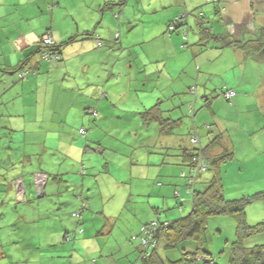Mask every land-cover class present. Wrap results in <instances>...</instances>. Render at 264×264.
Wrapping results in <instances>:
<instances>
[{"label":"crops","instance_id":"1","mask_svg":"<svg viewBox=\"0 0 264 264\" xmlns=\"http://www.w3.org/2000/svg\"><path fill=\"white\" fill-rule=\"evenodd\" d=\"M241 3H245L246 7L250 6L249 10L253 13L251 12L252 17L248 24L236 29L237 27L233 28V26L237 19L231 17L228 11L237 10ZM183 12L189 14L188 24L185 26L187 43L184 40L186 36L182 32L175 31L171 34L167 32L169 23ZM262 27H264V0L216 2L211 0H0L2 72L11 73L19 68L24 60H28L25 64L36 68V73L28 74L26 79L21 80L22 85H17L20 94L30 91L33 96L36 95L35 99L38 101L42 92L44 103L48 105L52 102L51 112L62 114L73 112L79 118V123L74 125L77 128H70L75 136L79 135V130L86 124L90 125V128H96L94 134L90 132L91 129L88 131L84 150L81 149L83 144H80L77 146L79 152L75 154L71 148L74 143L64 144L58 131L42 126L45 131L53 135L59 134L61 140L58 139L57 144L64 152L58 155V158H62L64 163L69 159L71 161L67 166H59L57 158L46 157L45 160H41L39 164L41 170L44 167L53 171L47 172L50 177L45 192L40 195L36 192V194L39 198L46 194H56L58 198H53L55 203L73 204L76 208L83 205L84 199L77 198V195L83 196L88 201L86 207L93 210L90 198L94 195L84 193L88 183L85 178L89 177L92 181V177H96L97 180L111 186L110 189L104 188L100 192L103 207L98 213L102 215L104 229L98 230V226L92 223L85 235H79L84 231L83 228H79L85 221L84 216H87L83 214L84 211L83 218L74 220L75 227L70 228L61 218V212H58L61 207L47 210L49 207H42L40 203L33 202L27 189L23 195L16 190L15 197L18 201L23 204L28 203L29 207L26 209L37 211L42 216L40 219H48L53 228L51 233L41 240L30 238L23 241L24 243L21 239L15 240L18 251L23 253V250L29 247L33 254L38 253L40 260L44 257L49 260L62 257L77 260L81 257L88 260L89 256L94 262L88 261L89 264H105L100 259L107 256L103 253L102 244L109 242L113 245L109 248L114 256L107 264H143L140 262V242L131 239V236L138 232L145 222L161 217V206L140 199L144 195L153 196L154 192L161 196V185L157 186V191H154V188L143 191V187L134 185L135 178L144 180L148 176L152 181L157 180V183H160L161 177H164L167 178L165 179L167 182L181 183V180L175 181L171 177L176 179V174L180 173V177L186 178L189 174V155L197 145L192 142L191 133L196 127L195 124L205 120L203 116L209 113L215 115L216 123L214 127L208 123L201 127L204 130V137L201 135V128H198L202 147H207L217 135H220L223 147L232 152L236 151L234 138L231 135L236 124L239 125L240 135L248 132V141L246 143L242 141L241 145L249 154L257 153L258 150L255 152V148L258 149V145L264 147V141H261L264 133V98L257 75L260 66L257 63L255 65L256 60L252 58L261 52H257L260 51L259 48L253 47L252 57L246 56L244 46L224 45L221 37L226 35L228 40L243 43L259 33ZM203 30H209L216 36L206 35ZM45 34H51L57 44H62L61 61L49 63L41 60L40 51L44 48L42 38ZM98 37L103 42L100 46L97 43ZM185 43L188 44L186 47H184ZM230 48L234 49V52L230 51ZM246 63H249V66H243V81L239 82L231 70H236L238 66ZM248 68L249 77L245 78ZM217 75H220L218 81L214 80ZM177 80L179 83L175 84ZM166 81L167 89L163 90ZM193 86L196 87L194 93L191 90ZM226 89H234L235 103L250 117V121L244 120L245 129L241 123L229 119V116L219 114L213 106L215 100L221 102H224L223 99L226 100L223 95ZM191 94L195 95L194 101ZM177 95L180 96V104L189 102L190 105L195 102V112L193 114L190 112L193 124L191 122L189 124L183 116H179L186 115L183 110H181L182 114L178 110L172 111V108L178 105L169 108L166 104ZM29 98L28 93L27 99ZM198 98L204 100L205 111L196 109ZM154 100H158L154 105L160 106L163 111L162 116L170 120L166 126L161 125L157 136L148 135L143 141L147 148V156L143 158L139 155L142 162L136 158L134 163H131L130 169H125L128 176L123 177L124 172L120 175L123 178L121 180L111 172V162L104 155V148L109 150V147L116 145L111 143L104 145L102 139L98 138L97 128L105 126L107 115H114L117 110L124 111L123 108L143 110ZM90 108H95L99 112L94 119L96 123L93 124L90 118L85 117ZM146 109L148 108L144 110ZM49 112L45 107L42 119L45 124L48 122ZM227 124L230 126L227 127ZM247 126L252 128L249 129ZM49 132L46 133L42 143L44 148L47 146ZM35 133L39 135L40 128ZM250 138L251 142H249ZM69 141L71 142L70 139ZM62 145L66 146V149ZM217 153H220L219 147L211 152V154ZM35 154L37 153L34 152ZM76 160L78 162L81 160L84 165L85 162L87 164L81 185L60 191V184L73 182L66 180L65 174L75 172L78 168ZM29 161H32V154L29 155ZM99 163H104L108 174L105 171H99L96 175L91 174L93 168L100 167ZM88 166L90 170H87ZM206 171L202 173L208 175V170ZM21 176L23 177L19 175L17 178ZM126 181L130 182L129 185H126ZM50 184L51 186L47 187ZM181 191L182 188L177 189L176 196L180 197ZM63 192L72 198L59 199ZM32 204H35V207ZM125 207H129L134 212L135 218L124 220L127 228L122 239L125 243L123 246L117 239L111 240L109 233L121 219L118 210ZM95 210L100 208L95 207ZM21 212L20 216H26ZM72 217L76 218L73 214ZM78 229H82L81 232H76ZM72 232L76 233L75 236L68 238L67 235ZM105 235L107 237H104ZM115 253L118 257H115Z\"/></svg>","mask_w":264,"mask_h":264},{"label":"rangeland","instance_id":"2","mask_svg":"<svg viewBox=\"0 0 264 264\" xmlns=\"http://www.w3.org/2000/svg\"><path fill=\"white\" fill-rule=\"evenodd\" d=\"M239 6L240 7L237 10L230 9L228 11V14L231 17L237 19L235 26H233V28L237 27L236 29H240L243 25L248 24L253 13V11L249 10L250 6L246 7L245 3H241ZM258 35L259 33H256L253 37L244 41L246 42L244 46L246 56H251L254 53L253 47L259 44L257 42ZM229 50L234 52V49L232 48ZM259 50L260 51L257 52L261 53L257 54L256 52L257 55L251 57L256 60H253L254 64L256 65L257 63L258 66H260L257 72L259 79L258 84L264 98V46ZM56 62L58 61L54 60V63ZM243 66L247 67L249 66V63L243 64L240 67L238 66V69L236 70H231V72L233 71L235 73L236 79L239 82L243 81ZM249 70L250 69L248 68L247 73L245 72V78L249 77ZM19 74L20 72L18 71L14 73L2 72L0 77V264H89L88 261L94 263L93 258L89 256L87 258L88 260L81 257L79 260L71 257L56 258V260H49V258L44 257L43 260H40L38 259L39 256H37L38 253L34 252L33 254V251L29 247L25 248L23 253L16 248L17 244L14 242L15 240L21 239L22 243H24L23 241L30 240V238L41 240L47 237L48 233H51L53 228L48 219H40L42 216L38 214L37 211H30V209L27 210L26 208L29 207L28 203L23 204L18 201L15 197L16 185L13 180H15L17 176L23 175L26 189L31 195L33 202L40 203L42 207H49L47 210H51L53 207L54 209L61 207L58 210V212H61V218L67 222L70 228L75 227L73 221H77V218L72 217V214L74 212H82V206L76 208L73 204L55 203L53 198H58L56 194H46L39 198L36 194L35 185L33 184V173L41 170L39 167L40 161L45 160L46 157L57 158L59 166H67L68 162L71 161V159H69L64 163L62 158H58V155L64 152L61 149V146H58L59 144H57V140L60 139L59 134L61 135V139L64 140V144L69 143L72 145V143H74L71 148L75 154L79 152L77 146L83 144L81 149L84 150V143L86 142V137H83L80 134L75 136L73 135L74 132L72 129L70 130L71 127L77 128V126L74 125L79 123V118L76 117L73 112H70L69 114L51 112V110H53L52 102L51 104L46 105L43 101L44 98L42 92H40L41 95L38 97V101L35 99L36 95L33 96L30 91L20 94V91L17 89V85H22V81L19 79ZM219 76L220 75L215 76L214 80H220V78H218ZM178 83L179 80L175 81V84ZM167 84V81L163 84V87L165 85L163 90L167 89ZM28 93L30 95L29 99H27ZM194 96V94H191L192 101H194ZM234 96L232 97L233 101L232 99H223L224 102L215 100L213 106L219 114L225 117L229 116V119L241 123L244 127V120L250 121V117L246 111L244 112L243 108L241 110V108L235 103ZM174 98L175 99L166 102L168 107L171 108L174 107L175 104L178 105L177 107L172 108V111L178 110L182 114L181 110H183L187 116L185 114L179 116H183L189 124L190 122L193 124L192 115L189 111V102L188 104L186 102L180 104V96L177 95ZM52 101H54V99H52ZM157 101L158 100H154L145 108H150L152 105L156 104ZM197 101L196 109L205 111L206 106L204 105V100L198 98ZM45 107L47 112L50 111L48 122L46 124L42 121ZM145 108H143V110H129L128 108H123L124 111L117 110L114 115H107L105 126L97 128L98 138L102 139L104 145H108L109 143L116 145L115 147H109V150L104 148V155L111 162V172L118 177H120L123 172V177L128 176V172H125V169L129 170L130 165H132L131 163H134L133 161L136 158L140 160L139 162H142L140 156L143 158L147 156V148L144 146L143 141L148 138V135L157 136L159 134L161 125L158 122H153L148 126L144 124L145 120L140 112L145 111ZM58 111L64 112L65 110ZM85 112L87 111L85 110ZM86 114L85 117L87 116L90 118L92 124L96 123L94 120L95 116L88 113ZM52 116L54 118H52ZM201 117L202 116H200V119ZM203 117L205 120L195 124L198 128H201L205 123H208L213 127L215 126V115L209 113ZM43 125L44 127L53 128L55 131H58L59 134L57 133L53 135L49 131H45L44 127H42ZM226 126L228 127L230 125L227 124ZM238 126L239 125L236 124L231 132V135L234 138L236 151H234L233 158L225 161L221 166L224 196L232 202H238V206L243 205L245 208V214L243 216L246 224L249 226H256L260 223L263 224L264 222V197H254L253 199H251V197H253L255 193H258V191L262 190L264 192V147L258 145V149L255 148V152L256 150H258V152L255 154H249V152L241 145L242 141L245 143L248 141V132L247 134L243 133L240 135L241 132L238 130ZM86 127L90 128V125L86 124ZM39 128L41 133L38 135L35 132ZM247 128L251 129L252 126H247ZM90 129L91 131H89L92 132V134L96 132L95 127ZM47 132H49L47 146L44 148L42 147V143ZM200 132L202 137H204L203 128L200 129ZM262 138L261 141H264V133ZM251 141L252 139L250 138L249 142ZM63 147L66 149V146ZM34 152L37 154L34 155ZM30 154H32L31 162L29 161ZM79 157H81V155ZM48 159L50 160V158ZM162 160L163 159H161V161ZM76 161L78 163V168L75 172L65 174L66 180L73 182H63V184H60V191H64L67 187L74 188L77 185H81L82 176L86 172L87 164L86 162L85 165L82 164L81 160H79V162L78 160ZM47 165L48 164H46V166ZM99 166L98 169H92V175H96L99 171H105V173L107 172L108 174V169L105 167L104 163H99ZM135 168L137 167L135 166ZM42 170L48 173H52L51 171H53L44 167H42ZM87 170H90L89 166ZM202 174L198 178V189L204 187L205 183L212 176L213 171L209 169L208 175L204 174L202 176ZM175 177L176 179L174 177L171 178L175 181L179 179L181 180V183H178L177 181L176 183L167 182V180H165L167 178L164 177H161L160 183H157V180L156 182L152 181L148 176L144 180L135 178L134 185L143 187V191L153 188L154 191H157V186L161 185V196L154 192L153 196L144 195L140 197V199L144 201H150L161 206V221L174 220L180 216L186 215L192 209V194L188 192L185 186L187 178L180 177V173H177ZM85 179L88 183L85 186L84 193H89L90 196L94 195L93 198H90V201L92 200L93 203V210L88 207L84 209L83 214H87V216H84L85 221L79 227L84 229L79 235H85L90 229L92 223L98 226V230L104 229L102 215L101 213H98L103 207V200L100 192L104 188H111L109 184L97 180L96 177H92V181H90L89 177H86ZM120 179L122 180L123 178L120 177ZM126 183V185H129L130 182L126 181ZM50 186L51 184L47 187ZM180 188H182L181 196L178 197L176 196V190ZM60 195L61 198L59 199L72 198L65 192ZM78 197L79 195H77V198ZM248 199L250 200L247 201ZM32 206L35 207V204H32ZM95 207L100 208V210H95ZM20 211L26 216H20ZM45 211L46 210H44V213ZM118 213L120 214L121 219L116 222L113 231L109 233V237L111 240L117 239L120 245L125 246V243L122 242L127 228L124 220L128 218L134 219V212L131 211L129 207H125L119 209ZM82 215L80 217L83 218ZM157 217L158 216L156 215V218ZM240 217L241 216L236 212L225 213L212 216L207 222L204 247L222 264L229 263L228 252L233 241H235L237 237V225L240 223ZM104 237H107V235ZM243 239L246 246L264 244V229L253 232L252 235L244 237ZM186 243L189 245V242ZM102 245L104 248L103 253L107 256L101 257L100 259L103 263L107 264L114 256L111 254L112 250L109 248V246L113 245L109 242ZM160 252L164 257L169 255L168 252ZM170 253L173 254L174 257L180 255L178 251L175 252L171 250ZM115 257H118L117 253H115Z\"/></svg>","mask_w":264,"mask_h":264},{"label":"trees","instance_id":"3","mask_svg":"<svg viewBox=\"0 0 264 264\" xmlns=\"http://www.w3.org/2000/svg\"><path fill=\"white\" fill-rule=\"evenodd\" d=\"M188 24V23H187ZM181 30H172L169 31L167 27V32L170 34ZM203 33L206 35H212V33L207 30H203ZM215 35V34H213ZM212 35V36H213ZM216 36V35H215ZM219 36V35H218ZM217 36V37H218ZM214 37V36H213ZM222 42L224 45H235L237 47L245 46L246 42L238 43L232 40H228L227 36H221ZM257 44L254 46L255 48L261 49L264 46V27L260 28L259 35L257 37ZM61 49L62 44L54 43L52 45H45L42 51H40L41 60H45L49 63H54L53 61H48L44 59L43 53L45 52H54L56 51L59 55V59L56 61H61ZM29 59V58H28ZM28 60H24L23 64L12 71L14 73L16 71L20 72L24 70H29V74L36 73V68L29 67L25 63ZM3 69L0 68V77L2 75ZM28 76V75H27ZM25 77L24 79H26ZM19 79L24 80L20 77ZM162 110L160 106L154 105L141 114L144 117L145 125L148 126L152 122H158L160 125H167L169 118H165L162 116ZM88 114L93 116L98 115V111L95 108H90L88 110ZM84 130V133H81V130ZM89 127H82L79 130V134L83 137L87 136ZM196 132L200 137L199 129L196 126L192 133ZM216 147L220 148V153L211 154L213 149ZM198 151H202L205 154V158L207 160V169H211L213 171L212 176L208 179L202 189H198L196 184L198 183V178L201 175V171L197 174H192L191 171L186 176L187 182V190L192 194L191 203L192 209L186 215L180 216L174 220H164L161 221V217L158 219H150L148 222H145L140 227L139 231L132 235L133 240H139L141 245V253L140 258L143 264H222L217 259H215L212 253L204 247L205 240V232L207 229V222L212 216L221 215L225 213L236 212L240 217V223L237 225V237L235 241H233L232 246L228 252L229 263L228 264H264V244H256L253 246H246L244 244V237H248L253 234V232H257L260 229H264L263 224L260 223L258 225L249 226L246 224L244 220L245 208L243 205L238 206V202L228 200L224 196L223 190V181H222V172L221 166L225 161L233 158L234 152L230 149L223 147L221 144V137L217 135L214 140L207 146L202 147L201 144L196 145L195 150L189 155L190 156V166L193 156H195ZM84 170V167H83ZM43 171V170H40ZM38 172V171H36ZM45 172V171H44ZM47 173V172H46ZM34 174V173H33ZM48 174V173H47ZM2 175V174H1ZM34 176V175H33ZM49 176V175H48ZM184 176V174H183ZM192 178V181H190ZM24 181V179H23ZM34 184V177H33ZM25 190L26 184L24 181ZM35 185V184H34ZM47 185V184H46ZM45 185V187H46ZM45 187L43 193L45 192ZM37 192V191H36ZM264 197V192L258 191L255 193L251 199L254 197ZM78 198L83 199L82 212L86 208L87 198L83 196H79ZM248 199L247 201H249ZM82 212H74L73 215L80 219ZM242 214V215H241ZM262 225V226H261ZM80 230V229H78ZM76 230V232H80ZM144 230H147L144 232ZM150 235V242L148 244L143 243V236ZM76 233L72 232L68 236L71 238L75 236ZM186 242H189L187 245ZM168 252L169 255L163 257L160 251ZM178 251L180 255L178 257H174L170 251ZM3 252V251H2ZM148 253V255L144 254Z\"/></svg>","mask_w":264,"mask_h":264},{"label":"built area","instance_id":"4","mask_svg":"<svg viewBox=\"0 0 264 264\" xmlns=\"http://www.w3.org/2000/svg\"><path fill=\"white\" fill-rule=\"evenodd\" d=\"M211 1H218V0H211ZM115 16H117V14H115ZM188 16L189 14L187 12H183V13H180L179 15H177L168 25V29L169 31H172V30H181L183 35H187V31H186V24L188 23ZM118 36V35H117ZM186 40V43H187V40H188V36H186L185 38ZM43 43L45 45H52L55 43V40L53 38V36L51 34H45L43 36ZM184 44V47H186L188 44ZM98 45H102V41L100 40V38L98 37ZM44 59H47L48 61H53V60H58L59 59V55L56 51L54 52H45L43 53V56H42ZM29 70H24V71H21L20 73V77L21 78H25L27 77V75L29 74ZM196 89L195 86L191 87V90L194 92ZM223 95L226 99H229L231 100L232 97L235 95V91L234 89H226L223 91ZM190 112L191 114H193L195 112V102L191 103L190 104ZM81 133H84V130L82 129L81 130ZM191 140L193 143L199 145L201 144V141H200V137L198 136V134L196 132H194L193 134H191ZM205 169H207V160L205 158V154L202 152V151H198V153L193 156L192 158V161H191V166H190V171L191 173L194 175V174H197L201 171H204ZM49 180V176L46 172L44 171H38V172H35L34 173V184H35V188H36V191H37V194H42L43 193V190H44V187L45 185L47 184ZM192 181V178L191 180ZM16 187H17V191L19 194H23L24 191H25V186H24V181H23V178H17L16 180ZM78 231H81L78 230ZM147 231V230H144V232ZM151 233L149 232L147 237L146 235L143 236V243L144 244H148L150 242L149 238H150V235ZM146 255H148V253H144Z\"/></svg>","mask_w":264,"mask_h":264},{"label":"clouds","instance_id":"5","mask_svg":"<svg viewBox=\"0 0 264 264\" xmlns=\"http://www.w3.org/2000/svg\"><path fill=\"white\" fill-rule=\"evenodd\" d=\"M100 38V37H99ZM101 40V39H100ZM102 41V40H101ZM56 43V42H55ZM97 43H98V38H97ZM102 44H103V42H102ZM42 45L44 46V43H43V38H42ZM100 46V45H99ZM206 170V169H205ZM18 178H20V177H18ZM21 178H23L22 176H21ZM16 180H17V178L15 179V185H16ZM25 186V185H24ZM16 190H17V187H16ZM26 192V190L24 191V193ZM23 193V194H24ZM22 194V195H23ZM39 195V194H38ZM82 230V229H81ZM81 232V231H80Z\"/></svg>","mask_w":264,"mask_h":264}]
</instances>
